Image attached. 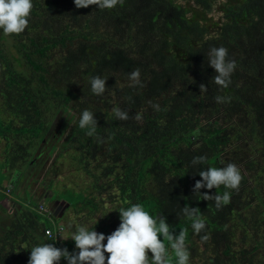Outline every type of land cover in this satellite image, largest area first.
I'll return each instance as SVG.
<instances>
[{"label": "trees", "instance_id": "16d2710c", "mask_svg": "<svg viewBox=\"0 0 264 264\" xmlns=\"http://www.w3.org/2000/svg\"><path fill=\"white\" fill-rule=\"evenodd\" d=\"M32 3L22 34L5 36L0 30V139L5 142L0 161L13 182H19L23 170L30 176L41 159L40 147L58 136L56 116L71 107L79 117L59 146L74 150L71 160L92 176L96 190L83 189L84 197L70 193L64 199L89 219V230L110 235L119 226V210L140 204L153 217H165L174 233L186 230L188 250L196 242L205 247L214 243L219 249L225 242L224 252L232 254L226 220L235 212V198L247 193L246 208H251L255 226L264 224V195L258 197L257 187L264 179V162L257 168V156L264 161V0H123L104 10L94 5L78 9L73 0ZM57 46L63 51L59 59L46 61ZM221 46L236 63L227 88L213 82L216 73L208 64L209 50ZM135 69L140 70L142 87L129 86L128 76ZM94 76L108 77L106 89L115 87L129 119L90 107L97 127L88 136L90 129L79 127L85 108L73 102L87 107L103 99L107 91L97 96L90 90ZM76 79L73 90L69 85ZM200 84L206 93L200 92ZM217 96L226 102L217 103ZM141 110L139 123L134 117ZM102 152L110 162H96ZM198 156L206 162L193 165ZM228 163L241 171L238 190L200 189L209 195L230 192L231 202L218 209L214 200H204L192 189L200 171ZM10 187L0 189V200ZM107 201L118 204L114 219L98 217ZM12 203L11 217L0 233V264H20L14 250L30 252L45 243L78 251L71 239L46 237L44 230L53 226L41 219L51 213L40 212L39 203L27 198ZM184 206L198 208L205 220L199 235L182 214ZM243 215L235 224H245ZM205 235L207 241L201 239ZM169 254L170 264H175L170 247ZM247 264H255L254 259Z\"/></svg>", "mask_w": 264, "mask_h": 264}, {"label": "clouds", "instance_id": "9594fccd", "mask_svg": "<svg viewBox=\"0 0 264 264\" xmlns=\"http://www.w3.org/2000/svg\"><path fill=\"white\" fill-rule=\"evenodd\" d=\"M76 8L96 6L98 9H112L123 0H73ZM33 9L32 0H0V30L5 36L20 35L28 27L29 17ZM208 64L215 70L213 82L221 88H227L231 83V74L236 68L234 60H228V49L213 47L208 52ZM129 86L140 85V70H133L129 76ZM108 77L94 76L90 78V90L94 95H103ZM200 92L206 93L207 87L199 85ZM217 103L226 102L224 97H215ZM153 108L158 105L148 102ZM114 116L119 120L129 119L128 113L119 107L112 109ZM141 121L142 116L137 113L134 117ZM81 129L89 128L88 136H93L97 127L94 113L85 109L79 118ZM205 156L194 157L193 165L206 162ZM200 180L195 182L192 189L194 194H199L204 200L212 199L219 209L231 202L229 191L223 195H209L201 193L200 189H215L223 186L225 189L238 190L243 179L238 166L228 163L224 167H208L199 172ZM49 210V209H48ZM50 211V210H49ZM182 214L191 221L193 233L199 235L206 228L205 220L198 208L184 206ZM119 226L105 236L85 226H80L68 238L74 241L75 249L69 252L67 248H57L51 243L37 245L31 248L27 264H59L63 258L67 264H170V254L174 255L175 264H189L190 252L186 245L187 231L181 230L178 234L170 230L163 216L153 217L140 204H133L128 208L119 210ZM58 224V223H57ZM163 237V239H161ZM205 235L201 239L208 240ZM106 240V243L104 241ZM165 241L168 242L166 246ZM149 253L151 255H149ZM107 254V255H106Z\"/></svg>", "mask_w": 264, "mask_h": 264}, {"label": "rangeland", "instance_id": "374dc122", "mask_svg": "<svg viewBox=\"0 0 264 264\" xmlns=\"http://www.w3.org/2000/svg\"><path fill=\"white\" fill-rule=\"evenodd\" d=\"M61 52H63L62 48L57 46L54 50L48 52L46 61H57ZM69 86H71L73 90H76L78 87V79L73 80ZM114 88L115 87L109 88L101 101L88 102L87 107L76 102H73V105L75 107L80 106L85 109H89L91 107L92 110L96 107V110L98 111L102 110L111 114L113 113L112 109L114 107L122 109V105L120 104L123 102V99L119 96L118 91ZM1 100L0 95V102ZM77 100L83 103V99L77 97L76 101ZM140 112L142 116L144 111L142 112L141 110ZM78 117L79 115L76 113V109L71 107L67 108L64 111V114L61 112L60 115L56 116L55 120L58 128L55 132L58 136L56 135L49 138L47 144L40 147L39 152L41 154H39V157H41V159H39V163L30 170V176L28 174L26 175V171H21L25 172V177H21L19 182H13V176L9 175V171L4 169V164L0 161V189L9 185L11 186L10 189L12 188V192L10 191L6 193V198L0 200V233L2 232L4 234L5 221L10 219L11 216L9 217V215L13 212L14 204L12 201L17 200L21 202L25 198L31 200L32 204L43 203L48 209H50L51 205L56 207L59 205L60 207H63L62 209L64 211L65 218L61 223L64 227L61 235L62 239L68 238L71 235V232L76 231V229L80 226L89 228L91 224L89 219H85L83 217L84 214L81 212L77 214L73 207L68 206L66 200L64 199L70 193L72 197L75 198L84 197L82 194L86 192H83V189L90 192H94L96 190L94 185H92V176L84 174L82 166L79 164L75 165L74 160H71L70 155L71 157L73 156L74 150L72 148L61 150L59 146L60 143H64L66 141V138L70 133V130L77 122ZM141 122L142 119L139 123ZM221 124L223 123L221 122ZM54 144L57 145L55 148L52 146ZM4 145L5 142L1 138L0 160L4 157ZM95 160L96 162L101 163L111 161L105 152L98 153ZM257 161V168L259 169V165L263 164L264 161L260 155L257 156ZM94 165L98 167L96 164ZM257 187L259 189L258 197L260 195H264V179L261 178ZM72 190H74V192H71ZM253 198L255 200V204L257 205L256 196ZM247 203V193L235 198L232 203V208L235 209V212L230 215L228 220H226L228 223V245L232 254H226L224 252V248L226 247L225 242H222L220 249L216 247L214 243H210L208 247H205L201 242H196L195 245L189 249L191 254L189 261L190 264H230V262L233 261L236 262L235 264H247L251 259H254L255 264H264V224L262 226H258V228L255 226L250 214L251 208H246ZM117 205L115 202H105L103 206L104 208L98 212V217L105 218L106 215V217L111 216L110 218L114 219L113 213L115 212V207ZM242 214H244L242 217H245V224L241 221L240 223L235 224L236 221H239L238 217ZM41 221L54 227V224L61 222V219L50 215L48 217L45 216L41 219ZM69 239L64 240L68 241ZM104 243H106V240ZM256 243H258V246H255ZM254 247H256V249ZM14 253L17 260L19 259L22 261L20 264H27L30 252L14 250ZM61 262V264H67V261L64 259H62Z\"/></svg>", "mask_w": 264, "mask_h": 264}, {"label": "built area", "instance_id": "2783aa9c", "mask_svg": "<svg viewBox=\"0 0 264 264\" xmlns=\"http://www.w3.org/2000/svg\"><path fill=\"white\" fill-rule=\"evenodd\" d=\"M10 192V189H7L5 193ZM38 210L40 212H47L50 213L48 208H46L45 204L43 203H39L38 205ZM63 225L61 223H56L55 226L53 228H46L44 230V233L46 235V237L48 238H53V239H57L61 237V234L63 233Z\"/></svg>", "mask_w": 264, "mask_h": 264}, {"label": "crops", "instance_id": "0c3cea01", "mask_svg": "<svg viewBox=\"0 0 264 264\" xmlns=\"http://www.w3.org/2000/svg\"><path fill=\"white\" fill-rule=\"evenodd\" d=\"M61 201V200H60ZM54 204V203H53ZM63 207H60L59 205L56 206H52L50 207V213L51 215H53L55 218H60L61 219V222L59 223H62L63 222V219L65 218V215H64V211L62 209ZM70 230V229H69ZM70 232V231H68ZM67 232V233H68ZM72 233V232H71ZM62 235V234H61ZM62 238V237H61Z\"/></svg>", "mask_w": 264, "mask_h": 264}, {"label": "flooded vegetation", "instance_id": "af4514ba", "mask_svg": "<svg viewBox=\"0 0 264 264\" xmlns=\"http://www.w3.org/2000/svg\"><path fill=\"white\" fill-rule=\"evenodd\" d=\"M23 171H24V170H23ZM25 171L27 172V170H25ZM23 174H24V172H22V174H21L22 176H21V177H23Z\"/></svg>", "mask_w": 264, "mask_h": 264}]
</instances>
